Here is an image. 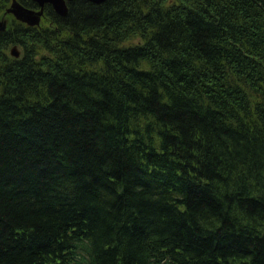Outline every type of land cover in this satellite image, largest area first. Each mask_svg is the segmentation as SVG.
I'll list each match as a JSON object with an SVG mask.
<instances>
[{
    "label": "trees",
    "instance_id": "obj_1",
    "mask_svg": "<svg viewBox=\"0 0 264 264\" xmlns=\"http://www.w3.org/2000/svg\"><path fill=\"white\" fill-rule=\"evenodd\" d=\"M69 5L0 32V264H264V0Z\"/></svg>",
    "mask_w": 264,
    "mask_h": 264
},
{
    "label": "water",
    "instance_id": "obj_2",
    "mask_svg": "<svg viewBox=\"0 0 264 264\" xmlns=\"http://www.w3.org/2000/svg\"><path fill=\"white\" fill-rule=\"evenodd\" d=\"M39 6V10H35L29 7H26L25 5L20 4L16 0H13L11 6L7 9L8 12H11L15 15V17L21 21H24L28 24H39L41 20V16L44 14V9L42 8L44 4L51 3L55 10L63 15L67 14V1L66 0H35ZM96 3H101L105 0H90ZM6 28V23L0 22V30ZM19 51L17 49V46H14L12 49V54L18 56Z\"/></svg>",
    "mask_w": 264,
    "mask_h": 264
},
{
    "label": "bare ground",
    "instance_id": "obj_3",
    "mask_svg": "<svg viewBox=\"0 0 264 264\" xmlns=\"http://www.w3.org/2000/svg\"><path fill=\"white\" fill-rule=\"evenodd\" d=\"M17 2H19L20 4H22V5H24L20 0H16ZM78 1V0H77ZM90 1V0H89ZM53 9H55L54 8V6L50 3L49 4ZM27 7V6H26ZM67 7V13H69V11H70V5L69 6H66ZM43 9H44V11H46V12H48L49 10H50V8H49V6L47 5V4H44V6L42 7ZM40 9V8H39ZM58 15H60V16H66V15H63V14H58ZM4 21V19H3V17H2V15L0 14V22H3ZM27 26H30V27H35L36 26V24H27ZM52 45H54L55 43L54 42H52L51 43ZM15 46H19V45H17V44H15ZM231 202H233L234 204L235 203H237L236 201H234L233 199H231ZM207 215V214H206ZM208 216H212V214H208ZM149 238H150V235L148 236ZM159 240V237H158V239H156V241H158Z\"/></svg>",
    "mask_w": 264,
    "mask_h": 264
},
{
    "label": "rangeland",
    "instance_id": "obj_4",
    "mask_svg": "<svg viewBox=\"0 0 264 264\" xmlns=\"http://www.w3.org/2000/svg\"><path fill=\"white\" fill-rule=\"evenodd\" d=\"M32 1H33V2H35V3H37V2H36V1H34V0H32ZM26 5H27V4H26ZM42 22H45V21H44V20H42ZM45 23H47V22H45ZM12 47H13V46H12ZM12 47H10V48H9V51H11ZM18 49H19V50H21L22 48H21V47H18ZM21 52H22V50H21Z\"/></svg>",
    "mask_w": 264,
    "mask_h": 264
}]
</instances>
